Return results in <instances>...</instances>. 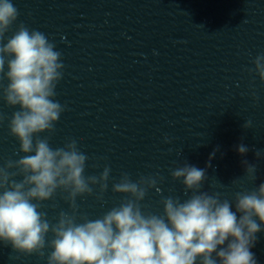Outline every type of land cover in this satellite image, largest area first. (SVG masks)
<instances>
[{"label": "clouds", "instance_id": "1", "mask_svg": "<svg viewBox=\"0 0 264 264\" xmlns=\"http://www.w3.org/2000/svg\"><path fill=\"white\" fill-rule=\"evenodd\" d=\"M19 14L11 0H0V100L17 108L7 127L19 143V158L0 163V241L20 254L46 256V264H257L251 248L264 226V183L235 192L231 201L221 199L219 192L201 191L206 169L187 163L170 174L183 184L185 194L192 195L183 201L162 198V214L145 213L141 202L149 190L161 192L158 182L163 177L140 175L133 180L123 172L112 183V192L124 196L119 205L94 220L83 215L78 220L77 198L93 195L98 186L97 199H102L111 168L105 165L99 175H85L89 157L75 139L62 147L50 145L66 108L55 99L65 65L56 44L39 30L21 23L6 36ZM252 64L248 71L264 82V53ZM5 119L0 113V124ZM251 126V120L243 125ZM42 133L48 136L41 137ZM237 151L244 155L249 149L240 144ZM242 163L254 182L256 165ZM58 192L66 194L63 199L70 211H60L52 223L41 208ZM46 249L51 251L46 254Z\"/></svg>", "mask_w": 264, "mask_h": 264}]
</instances>
